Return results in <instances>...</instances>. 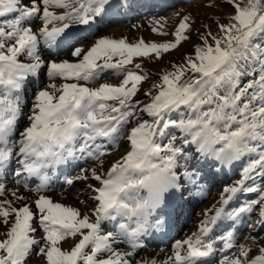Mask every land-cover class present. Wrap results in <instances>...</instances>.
I'll list each match as a JSON object with an SVG mask.
<instances>
[{"label": "snow or ice", "instance_id": "obj_1", "mask_svg": "<svg viewBox=\"0 0 264 264\" xmlns=\"http://www.w3.org/2000/svg\"><path fill=\"white\" fill-rule=\"evenodd\" d=\"M223 3L231 11L220 14L227 22L217 23L219 34L197 32L202 43L194 44L182 64L173 63L158 83L143 90L144 102L137 94L148 74L136 71L139 63L136 70L127 66L134 58L162 59L161 53L190 41L195 22L188 14L170 33L171 41L140 38L130 43L100 36L85 46L82 41L88 37H75L73 29L91 27L111 0H0V176L12 175L17 185L36 193L30 204L20 206L0 200L5 227L0 264H26L34 249L46 264H157L155 259H133L139 240L157 219L153 213L166 194L180 189L182 182H192L191 169L201 160L230 165L247 158V163L235 186L223 188L219 205L204 211L198 231L175 241L163 264H206L214 254L209 234L225 219L234 223L255 206L264 217V0ZM205 7L221 4L206 0ZM152 31L169 35L159 23ZM53 48L66 49L72 59H57L59 51L53 53ZM109 70L122 77L118 84L87 86ZM41 75L49 83L36 91L27 126L20 130L25 118L21 93ZM122 138L129 150L105 169L102 157ZM105 141L108 147L102 148ZM82 158L96 166L80 168L65 183L95 182L88 185L93 206L84 213L47 195L51 172ZM5 191L0 183V196ZM17 192H11L15 200L24 201ZM240 193H255L256 198L229 211ZM109 223L114 229H107ZM260 225L264 228V219ZM230 227L224 225L220 237L218 264H264L258 237H245L256 246L253 256V246L238 244ZM69 238L73 244L65 249L61 242ZM123 243L131 250L115 247Z\"/></svg>", "mask_w": 264, "mask_h": 264}, {"label": "rangeland", "instance_id": "obj_2", "mask_svg": "<svg viewBox=\"0 0 264 264\" xmlns=\"http://www.w3.org/2000/svg\"><path fill=\"white\" fill-rule=\"evenodd\" d=\"M134 1L135 0H130L128 4L131 7L130 13H133L131 15H125L127 12L125 11L124 7L120 6L117 9L116 15L112 16L111 14H108L106 17L104 15L101 16L102 20L104 21V25L102 24V28L99 29L100 32L97 30L98 32L96 31L97 33H95V35L98 36L100 34L99 37L102 35L115 39L126 38L130 43H135L140 38H143L146 42L155 41L159 43L171 41L173 39L170 33L174 31L179 19L184 14H188L191 17V21L195 22L192 31L189 33L192 39L187 42H182L181 46L177 50H172L168 53H161L162 59H157L155 55H151L147 58H134L133 63L127 66L128 68L136 70L134 66L135 64L139 63L141 67L136 71L148 74L147 80L143 81L140 85L141 92L137 94L142 100H144V102H147L146 98L143 97V90L151 87L155 83H158L159 76L165 71H171V65L173 63L182 64L184 62L185 55L191 54L192 46L194 44L202 43V41H200L196 35L197 32L206 34L208 31H211L213 35H218L219 33L217 23L227 22L226 15L220 14H226L230 12L231 8L227 4L223 3V0H218V2L221 4V7H213L212 9L205 7L206 0H169L167 3H159L154 7H152L153 3L151 0H144L145 2L140 3V5H135ZM56 11L58 13H62L65 11V9H57ZM157 23H159L161 26V30L169 33V35L162 36L155 34L152 29L153 27H156ZM115 28L120 29V34L118 36L115 34V32L111 33V30L113 31ZM80 30L81 29H79V31ZM83 37H88V40H90L92 35H86ZM209 43H212L211 38H209ZM66 53L69 55V53L65 50L59 57L63 58L64 55H67ZM120 79H122V77H116L109 70L106 71L102 78H100L98 81L89 83L87 86L98 87L101 83L116 85L119 83ZM62 82L63 81L60 80L55 81L57 84ZM48 83L49 81L46 75L34 77L30 82L26 83L25 88L21 93L25 103L23 108L25 118L22 119L19 124L20 130L27 126L28 121L26 116L30 111L36 91L45 87ZM81 83L84 82L81 81ZM101 147L107 148V142H103ZM124 147H127L129 150L128 142L122 138L115 147L108 150L107 154L102 157L104 160L105 169L110 167L112 162L120 159L117 158V154ZM246 163L247 158L230 165L222 164L211 159L201 160L199 163H197L195 168L191 169V171L195 173L192 182H182L180 189L177 190V195L184 198V203H179L175 207L174 213H170L168 209H166L163 205H160V210L153 213V216H155L157 219L151 221L152 227L147 229L146 236L141 240L143 244L146 243L150 247L137 249L136 255L133 259L135 261H151L155 259L157 264H163V262L172 255V245L174 243V239L184 236L188 231L198 228V225L204 218V211L210 208L211 203L213 206L214 203L220 201L223 188L225 186H235L236 182L242 178L241 170L246 165ZM94 166H96V162L92 160H83L75 167H72L70 171H68V177H75L79 173L80 168L90 169ZM57 179L65 180L62 174H60ZM184 179L186 181V177ZM76 181V186L78 188H76L75 185L69 186L60 182L50 187L47 195H49L54 200V202H60L67 206L76 207L83 213L85 203H81V201H86V197L90 198L89 195H91L87 185L95 182L91 180L84 181L83 183L80 180ZM247 183L251 184L252 181H248ZM255 183L259 184V179H256ZM5 186L6 191L3 193V196H0V200H11L13 204L17 206H20L22 203L30 204L36 195L34 192L25 190L23 185H17L14 179L6 183ZM80 188L84 190L78 191L77 193L76 191ZM12 190H18L17 194L22 195L25 198L24 201L15 200L11 194ZM141 195H147L146 191L141 190ZM253 198H256L255 193H240L237 197H234L232 200L233 203L231 202L228 206V210L231 211L232 209L246 203L248 200ZM259 214L260 208L259 206H255L253 210L249 212V216L247 218L244 217L241 220L242 223L245 222L247 227H240L238 225L235 226L232 222L226 224L230 225L231 227L229 230L234 231L235 235H237L236 240L238 244H247L249 246H253L254 250L251 253L253 256L256 255V246L253 244V241L245 240V237L249 235L257 236L258 239L256 244L264 245V228H254L256 227L254 219ZM171 219L172 221L170 223ZM262 219H264V217H262ZM160 220L162 223H160ZM169 224H174V226L180 225L178 227H174L171 231V234L168 235L167 240L162 242L164 238L162 232L163 230H167V226ZM249 225H252L253 227H249ZM114 226V223H109L107 225V229L112 230L114 229ZM225 230L226 229L224 226L220 225L217 229L209 234L208 239L214 245V254L207 258L206 264H218V260L220 258L219 249L222 248L220 237L223 235ZM4 232L5 227L2 218H0V239L3 238ZM35 236L37 239H39L42 236V232L38 230L35 233ZM68 241L70 244L67 246ZM72 244L73 241L71 238H69L66 242H61L62 247L65 249L70 248V245ZM115 247L122 252L131 250L127 243L117 244ZM156 248L157 250H155ZM37 251L38 250L35 249L33 250V252L27 258L26 264H46L44 258L36 254ZM230 251L236 252L238 249H232Z\"/></svg>", "mask_w": 264, "mask_h": 264}, {"label": "bare ground", "instance_id": "obj_3", "mask_svg": "<svg viewBox=\"0 0 264 264\" xmlns=\"http://www.w3.org/2000/svg\"><path fill=\"white\" fill-rule=\"evenodd\" d=\"M129 1L130 0H111V6L107 9V11L105 12V14H104V16L106 17L108 14H111L112 16L113 15H116V13H117V9H118V7H120V6H122V7H124V9H125V11L127 12V13H125V15H131V14H133V13H130V11H131V7L128 5L129 4ZM152 1V3H153V6L152 7H154V6H156V5H158L159 3L160 4H162V3H167V1H169V0H151ZM145 1L144 0H135L134 1V4L135 5H140V3H144ZM150 9V8H149ZM102 24L104 25V21L102 20V17H100V18H98L97 20H96V22L95 23H93L92 24V26L91 27H88V28H79V27H77V28H74L73 29V35L75 36V37H77V38H80V37H83V36H86V35H89V36H91L92 35V37H91V39L90 40H86V41H83L82 43L85 45V46H87V45H90L96 38H98L99 37V35L97 36V35H95V33H97L98 31H99V29L100 28H102ZM79 29H81L80 31H79ZM98 30V31H97ZM97 31V32H96ZM100 32V31H99ZM112 32H115V34L118 36L120 33V29H118V28H115V29H113V31L111 30V33ZM94 34V35H93ZM102 36V35H101ZM191 44V43H190ZM66 49H56V48H53V49H51L50 51H52L53 53H55V52H57V51H59V56L65 51ZM67 54V53H66ZM56 57L57 59H72L71 57H70V55H64V57L62 58V57ZM45 58L46 59H48L49 57H47V56H45ZM156 67V66H155ZM154 67V68H155ZM22 95V94H21ZM25 104V103H24ZM22 129V128H21ZM128 151V148L127 147H124L118 154H117V158H121L124 154H126V152ZM83 160H85V159H80V160H78V161H69V162H66L65 164H62V165H58L57 166V168H56V170L54 171V172H51V187L52 186H54V185H56V184H58V183H62V184H66L65 183V181H66V179H68V178H74V177H68V171H70V169L72 168V167H75L78 163H80V162H82ZM17 167V165L13 162L12 163V165H11V169H15ZM60 174H62V176H64V178H65V180H58L57 179V177L60 175ZM12 179H14V177L12 176V175H8L7 176V178H4V177H2V176H0V183H4V184H6V183H8L9 181H11ZM82 183L84 182L83 180H80ZM81 183V184H82ZM86 184H88V183H86ZM73 185H75V187L76 188H78L76 185H77V181H75L74 182V184ZM88 186V185H87ZM84 189H78L76 192L78 193V191H83ZM82 193V192H81ZM170 193L171 194H166V196H167V198H166V196H165V202L164 203H162L161 205H163L166 209H168L169 210V212L170 213H174L175 212V207L179 204V203H184V198H182L181 196H179V195H177L178 194V192H177V190H170ZM88 194V193H87ZM84 195V194H83ZM90 197H91V195H89ZM233 203V202H232ZM219 205V201H217V203H214L213 204V206H212V203H211V206H210V208L209 209H212V208H214V207H216V206H218ZM92 206H93V204H92V201H91V199L90 198H88V197H86V201H85V204H84V209H83V213L84 212H88L91 208H92ZM256 213V212H255ZM171 215V214H170ZM173 215V214H172ZM249 216V213H244V214H242L238 219H236L235 220V222L233 223V221L231 220V219H225L224 221H223V223L221 224V225H226L227 223L229 224V223H233L235 226H240V227H247L246 226V224H245V222H241V220L244 218V217H248ZM172 218V217H171ZM173 219V218H172ZM172 219L170 220V223H171V221H172ZM204 219V218H203ZM262 220V217H261V215L259 214V215H257L256 217H255V219H254V221H255V223H256V227H254V228H260L261 227V225H260V221ZM122 222V221H121ZM160 223H162L161 222V220H160ZM180 225V224H179ZM179 225H177V226H174V224H172V225H168L167 226V230H163V236H164V238H163V240H162V242H164V241H166L167 240V238H168V235H170L171 234V231H172V229L174 228V227H178ZM258 225V226H257ZM218 228V227H217ZM216 228V229H217ZM198 231V228L197 229H193V230H191V231H188L184 236H181V237H178V238H176V239H174V242L175 241H177V240H184V239H186L188 236H190L192 233H194V232H197ZM165 233H167V234H165ZM146 236V233L144 234V235H142L141 236V238H140V240H139V246H138V248L137 249H140V248H149L150 246H148L146 243L145 244H143L142 243V238L143 237H145ZM236 238H237V235H236ZM155 240V239H154ZM236 242H237V240H236ZM70 244V242L68 241L67 242V246ZM174 244V243H173ZM71 246V245H70ZM129 246V245H128ZM136 249V250H137ZM155 250H157V248L155 249ZM220 250V249H219ZM257 254V253H256Z\"/></svg>", "mask_w": 264, "mask_h": 264}]
</instances>
